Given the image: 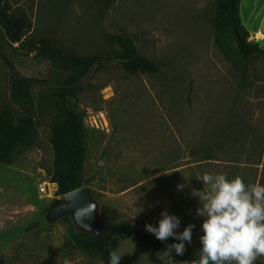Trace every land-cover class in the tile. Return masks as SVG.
<instances>
[{"label":"rangeland","instance_id":"rangeland-1","mask_svg":"<svg viewBox=\"0 0 264 264\" xmlns=\"http://www.w3.org/2000/svg\"><path fill=\"white\" fill-rule=\"evenodd\" d=\"M6 2L23 28L21 42L0 29V52L11 63L0 58V109L13 106L20 115L9 96L29 78L37 128L9 162H0V264H104L71 240L70 214L48 217L52 201L62 197L40 189L53 187L58 107L50 88L66 73L48 53L24 49L23 41L38 47L49 39L63 51L107 61L69 97L85 120V183L99 201L102 224L145 230L146 224L158 226L167 210L180 219L176 232L194 225L191 243H184L199 251L203 217L196 215L198 198L190 195L203 188L198 178L224 173L264 184V58L253 59L245 80L234 43L217 40V0ZM241 15L250 40L264 46V0H242ZM108 31L131 34L139 54L161 71H129ZM109 243L122 255L119 264H184L140 240L112 236Z\"/></svg>","mask_w":264,"mask_h":264},{"label":"trees","instance_id":"trees-1","mask_svg":"<svg viewBox=\"0 0 264 264\" xmlns=\"http://www.w3.org/2000/svg\"><path fill=\"white\" fill-rule=\"evenodd\" d=\"M241 2L242 0H217L214 26L219 42L234 43L238 63L242 66L244 79L247 80L253 59L264 58V46L249 39L250 32L241 15ZM8 10L6 0H0V26L2 29L5 28L6 33L15 42L17 40L14 38V28L11 23L16 19L11 18ZM19 25L17 24V27ZM107 36L121 46L117 59L129 71L152 73L161 71L159 63L139 54L137 41L131 34L108 31ZM23 44L48 53L66 73V79L63 82L50 88V96L58 107L52 128L55 152L52 182L57 184V195L63 196L86 185L85 168L88 150L86 124L83 115L70 106L69 97L75 88L80 87L83 79L96 65H103L107 61L63 51L49 39L42 40L41 46L38 47L31 41H23ZM0 58L11 65L9 59L1 52ZM32 87L29 78H22L20 84L12 87L9 101L19 109L20 115L16 113L13 106L0 109V162H9L12 153L19 146L28 143L36 131L37 121L34 114L35 101ZM63 201L62 197L56 198L52 201L50 209L57 207ZM66 217L71 219L70 216ZM70 235L71 240L78 247L87 253L99 256L104 264H108L109 252L112 251L109 243V238L112 236L140 240L164 251L168 245L176 243L170 237L160 241L152 233L125 223L112 224L106 237H98L91 232L82 231L73 223ZM172 255L184 264H191V261L199 258V251H192L185 247L183 255H177L174 250Z\"/></svg>","mask_w":264,"mask_h":264},{"label":"clouds","instance_id":"clouds-1","mask_svg":"<svg viewBox=\"0 0 264 264\" xmlns=\"http://www.w3.org/2000/svg\"><path fill=\"white\" fill-rule=\"evenodd\" d=\"M198 179L203 188L192 189L190 195L200 204L196 215L203 217L202 247L191 264H256L264 257V184L248 185L242 177L229 179L224 173H204ZM179 225V217L164 210L158 226L146 224L145 230L160 241L175 238L179 242L168 245L164 252L183 255L194 225L176 232ZM121 257L116 251L109 252L108 264H119Z\"/></svg>","mask_w":264,"mask_h":264},{"label":"water","instance_id":"water-1","mask_svg":"<svg viewBox=\"0 0 264 264\" xmlns=\"http://www.w3.org/2000/svg\"><path fill=\"white\" fill-rule=\"evenodd\" d=\"M18 23L20 25L14 32V38L21 42L22 38L18 35V32H20L23 28L22 19L19 18L15 22L11 23V25H16ZM23 48L26 50L33 49L28 46H23ZM31 90H33V87ZM34 101L36 103L35 96ZM62 198L64 201L49 212L48 217L50 220L58 219L66 214H70L73 217L75 225L78 229L85 232H91L98 237L107 236L110 226H106L101 223L99 218V201L94 197L91 189L88 186L85 185L72 190L64 194Z\"/></svg>","mask_w":264,"mask_h":264},{"label":"built area","instance_id":"built-area-1","mask_svg":"<svg viewBox=\"0 0 264 264\" xmlns=\"http://www.w3.org/2000/svg\"><path fill=\"white\" fill-rule=\"evenodd\" d=\"M0 29H2L1 26H0ZM249 39H250V37H249ZM40 189L44 193H48L49 195H54L57 191V184L55 182H53V187L43 184L40 186Z\"/></svg>","mask_w":264,"mask_h":264},{"label":"crops","instance_id":"crops-1","mask_svg":"<svg viewBox=\"0 0 264 264\" xmlns=\"http://www.w3.org/2000/svg\"><path fill=\"white\" fill-rule=\"evenodd\" d=\"M257 37H259V36H257ZM261 37V36H260Z\"/></svg>","mask_w":264,"mask_h":264}]
</instances>
